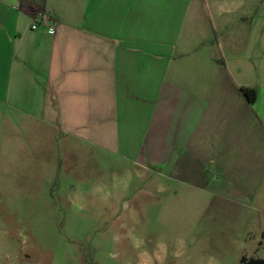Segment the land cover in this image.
<instances>
[{
	"label": "crops",
	"instance_id": "1",
	"mask_svg": "<svg viewBox=\"0 0 264 264\" xmlns=\"http://www.w3.org/2000/svg\"><path fill=\"white\" fill-rule=\"evenodd\" d=\"M240 32L235 0H0V113L264 216V38Z\"/></svg>",
	"mask_w": 264,
	"mask_h": 264
},
{
	"label": "rangeland",
	"instance_id": "2",
	"mask_svg": "<svg viewBox=\"0 0 264 264\" xmlns=\"http://www.w3.org/2000/svg\"><path fill=\"white\" fill-rule=\"evenodd\" d=\"M235 1L241 36L261 50L264 0ZM8 117L0 113V264L264 259L263 215L246 217L230 199L172 187L41 122Z\"/></svg>",
	"mask_w": 264,
	"mask_h": 264
},
{
	"label": "trees",
	"instance_id": "3",
	"mask_svg": "<svg viewBox=\"0 0 264 264\" xmlns=\"http://www.w3.org/2000/svg\"><path fill=\"white\" fill-rule=\"evenodd\" d=\"M241 91L250 101L255 100V91L254 90L242 89ZM262 237L264 239V232H263ZM240 262H241V264H264V259L241 258Z\"/></svg>",
	"mask_w": 264,
	"mask_h": 264
},
{
	"label": "built area",
	"instance_id": "4",
	"mask_svg": "<svg viewBox=\"0 0 264 264\" xmlns=\"http://www.w3.org/2000/svg\"><path fill=\"white\" fill-rule=\"evenodd\" d=\"M44 20H46V16L42 11H37L33 14V25H32V29L36 28V25L39 22H43Z\"/></svg>",
	"mask_w": 264,
	"mask_h": 264
}]
</instances>
